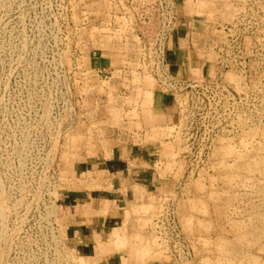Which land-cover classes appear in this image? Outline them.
Segmentation results:
<instances>
[{
    "label": "rangeland",
    "instance_id": "374dc122",
    "mask_svg": "<svg viewBox=\"0 0 264 264\" xmlns=\"http://www.w3.org/2000/svg\"><path fill=\"white\" fill-rule=\"evenodd\" d=\"M151 1L0 0V264H88L65 237L61 198L92 177L82 172L97 155L145 131L139 109L154 89L164 93L141 54L156 33ZM198 9L206 21L192 44L212 76L211 42L234 8L204 0ZM251 75L238 89L256 94L253 120L218 141L210 167L188 174L175 122L145 131L171 184L129 203L108 234L122 264H264V71ZM167 204L188 259L176 261L155 236Z\"/></svg>",
    "mask_w": 264,
    "mask_h": 264
},
{
    "label": "built area",
    "instance_id": "2783aa9c",
    "mask_svg": "<svg viewBox=\"0 0 264 264\" xmlns=\"http://www.w3.org/2000/svg\"><path fill=\"white\" fill-rule=\"evenodd\" d=\"M231 1L234 15L218 27L219 34L211 42L217 55L216 71L212 76L195 79L177 77L167 69V42L177 27L173 1L152 0L147 5L156 17V33L151 42L141 46V54L151 62L149 66L156 72L164 93L173 98L176 107L173 137L179 141L178 156L188 174L210 167L218 141L238 134L241 118L252 121L251 112L257 105L252 90L246 93L240 89L251 85L253 72L264 71V0ZM229 71L235 72L240 82L229 83L224 77ZM153 230L176 261L181 256L190 258L172 205H165L155 216Z\"/></svg>",
    "mask_w": 264,
    "mask_h": 264
},
{
    "label": "crops",
    "instance_id": "0c3cea01",
    "mask_svg": "<svg viewBox=\"0 0 264 264\" xmlns=\"http://www.w3.org/2000/svg\"><path fill=\"white\" fill-rule=\"evenodd\" d=\"M172 1L177 9V27L167 42L165 61L168 71L181 78L198 71L202 77L211 76L208 75L209 65L196 60L192 44L196 36L195 25L206 21L205 16L197 14L198 4L204 0ZM139 110V121L146 132L166 127L176 120L172 97L155 89ZM145 131L137 133V137L131 135L106 153L97 155L82 172H91L92 177H82L81 187L61 198L65 237L88 264H122L116 259L115 252H109L113 241L108 234L116 228L129 203L171 184L159 176V150L150 137L146 139ZM87 184L96 187H83Z\"/></svg>",
    "mask_w": 264,
    "mask_h": 264
}]
</instances>
